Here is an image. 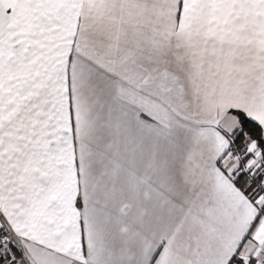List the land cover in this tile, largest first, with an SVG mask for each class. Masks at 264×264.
Segmentation results:
<instances>
[{
  "label": "snow or ice",
  "instance_id": "obj_1",
  "mask_svg": "<svg viewBox=\"0 0 264 264\" xmlns=\"http://www.w3.org/2000/svg\"><path fill=\"white\" fill-rule=\"evenodd\" d=\"M0 264H264V0H0Z\"/></svg>",
  "mask_w": 264,
  "mask_h": 264
}]
</instances>
